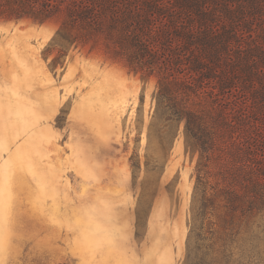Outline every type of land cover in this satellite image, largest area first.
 I'll return each mask as SVG.
<instances>
[{"label":"rangeland","instance_id":"obj_1","mask_svg":"<svg viewBox=\"0 0 264 264\" xmlns=\"http://www.w3.org/2000/svg\"><path fill=\"white\" fill-rule=\"evenodd\" d=\"M58 23L0 20V264H183L197 161L183 125L167 151L149 146L156 78L99 52L51 69Z\"/></svg>","mask_w":264,"mask_h":264},{"label":"trees","instance_id":"obj_2","mask_svg":"<svg viewBox=\"0 0 264 264\" xmlns=\"http://www.w3.org/2000/svg\"><path fill=\"white\" fill-rule=\"evenodd\" d=\"M56 18L51 69L99 52L156 78L149 146L167 151L183 125L197 155L183 264H241V240L264 264V0H0V20ZM21 219L15 207L7 248Z\"/></svg>","mask_w":264,"mask_h":264}]
</instances>
